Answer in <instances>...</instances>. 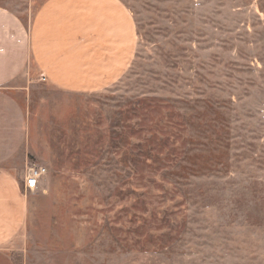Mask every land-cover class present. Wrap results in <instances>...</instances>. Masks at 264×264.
Wrapping results in <instances>:
<instances>
[{
	"label": "rangeland",
	"instance_id": "rangeland-1",
	"mask_svg": "<svg viewBox=\"0 0 264 264\" xmlns=\"http://www.w3.org/2000/svg\"><path fill=\"white\" fill-rule=\"evenodd\" d=\"M123 1L119 81L16 97L20 173H48L0 264H264V0Z\"/></svg>",
	"mask_w": 264,
	"mask_h": 264
},
{
	"label": "crops",
	"instance_id": "crops-1",
	"mask_svg": "<svg viewBox=\"0 0 264 264\" xmlns=\"http://www.w3.org/2000/svg\"><path fill=\"white\" fill-rule=\"evenodd\" d=\"M0 0V250L21 233L28 214L27 126L16 97L38 82L89 92L119 81L133 64L138 29L123 0H44L20 13ZM19 123V124H18ZM20 154L16 153L20 146ZM26 155V157H25Z\"/></svg>",
	"mask_w": 264,
	"mask_h": 264
},
{
	"label": "built area",
	"instance_id": "built-area-1",
	"mask_svg": "<svg viewBox=\"0 0 264 264\" xmlns=\"http://www.w3.org/2000/svg\"><path fill=\"white\" fill-rule=\"evenodd\" d=\"M47 173L48 169L44 165L37 163L28 165L24 180V189L26 191H34L37 189Z\"/></svg>",
	"mask_w": 264,
	"mask_h": 264
}]
</instances>
